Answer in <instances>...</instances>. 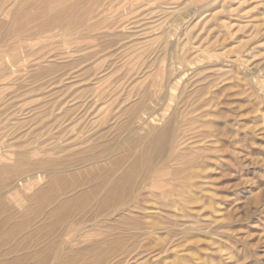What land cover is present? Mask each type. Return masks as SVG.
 Here are the masks:
<instances>
[{
	"label": "rangeland",
	"instance_id": "rangeland-1",
	"mask_svg": "<svg viewBox=\"0 0 264 264\" xmlns=\"http://www.w3.org/2000/svg\"><path fill=\"white\" fill-rule=\"evenodd\" d=\"M1 11L0 138L14 125L22 132L5 138L13 141L6 147L16 145L9 149L12 155L6 153L12 158L0 166H12L15 155L43 142L70 143V151L88 154L104 127L127 122L139 93L151 92L152 98L158 90L152 84L164 79L177 90L170 108L148 102L146 114L152 117L146 120L139 113L135 120L143 117L144 134L174 118L169 154L154 164L123 206L97 221L68 226L55 258H70L73 249L81 253L93 242L100 251L96 245L79 261L264 264V0H15ZM45 123L48 129L41 130Z\"/></svg>",
	"mask_w": 264,
	"mask_h": 264
},
{
	"label": "bare ground",
	"instance_id": "bare-ground-1",
	"mask_svg": "<svg viewBox=\"0 0 264 264\" xmlns=\"http://www.w3.org/2000/svg\"><path fill=\"white\" fill-rule=\"evenodd\" d=\"M14 1L13 0H0V9H3V8L5 9L8 6H11ZM17 1L19 2L20 0H17ZM20 7H22V9H23L26 6L25 7L20 6ZM32 7H34V6H32ZM32 7L28 6V8H32ZM85 8L83 9V11L85 10ZM13 10H14V8L12 10L10 9V11H13ZM15 10H17V9L15 8ZM2 12L3 11H1L0 13H2ZM13 12H15V11H13ZM28 12H29V10H28ZM58 12H59V10H58ZM25 13H27V12H25ZM63 13H64V10H60L58 15H62ZM82 14H83V12H82ZM52 15H53V12H52ZM78 16H80V15H78ZM86 17H87V14H86ZM23 19H25V17ZM72 19L73 18H71V20ZM75 19H74V21H75ZM82 19H85V18L83 17ZM71 20L68 19V21H71ZM21 24H22V22H21ZM57 24H54V26ZM15 26H16V24H15ZM31 26H29V27H31ZM79 26L80 25H77V27H79ZM69 27H70V25H68V28ZM51 29H53V28H51ZM85 29H86V27H85ZM13 31H15V30H13ZM84 34H85V32H84ZM86 34H87V32H86ZM88 37L89 36H85L83 38L85 40H87ZM144 39H146V38H144ZM76 41H79V39ZM71 45H76V44H71ZM91 49H92V47L90 48V50ZM125 49H126L125 47L122 48L123 51ZM19 51H20V49H19ZM72 52H74V51H72ZM82 52L83 51H81V53ZM77 53L79 54L80 52H75V54H77ZM119 53L120 52H118V54ZM27 54H28V52H27ZM69 54L71 56V53H69ZM20 56H19V58H20ZM24 56H26V55H24ZM63 56H65V55L63 54ZM78 56H81V55L79 54ZM82 56H83V54H82ZM9 57H10V55H9ZM83 58H85V57H83ZM8 60H9V58H8ZM14 60H15V58H14ZM75 60L76 59H74V61ZM9 61H11V60H9ZM15 62L16 61H14V63L13 62H9V63L15 64ZM168 72H170V71H168ZM160 73H163V72L160 71ZM10 74H12V73H10ZM159 76L161 78L162 74H160ZM12 77H13V75H12ZM172 78H173V76H172ZM95 81L96 80H94L93 82H95ZM147 82H148V80H147ZM170 83L171 82L169 80L167 81L165 79H164V81L160 80L159 82L153 83L152 87L153 88L156 87L158 90H156L155 92L152 93V98L150 97L151 92H143L142 94L139 93L138 94L139 95L138 101L137 102L135 101L136 103L134 102L135 105L132 106V108L129 107V110H128L129 117H128L127 122H125L124 125L118 126L120 124V122H119V124H117V125L115 124L117 127L115 126V128L113 127V129L112 128L108 129V128L104 127L105 130H103V132L101 130L102 133H97L98 134L97 137L95 136V138H96L95 141H97L98 143L93 145V142H92V145L90 147H88V152H89L88 154H87V151L81 152L78 154V151H81L82 149L70 151L69 149L71 148V145L68 141L67 142L69 143V145L65 144L66 146H63L61 143L59 146L54 145V144H53L54 146H52L51 144L45 145V142H43V143L39 144L38 147H36V148H28V150L26 151L27 153H23V154L18 153L17 155L14 154L16 157V161L12 166L11 165L7 166L4 163H3V165L0 166V264H50L49 262H50V259L52 257H54V259L52 258L53 261L51 264H64V263L65 264H93V263H96L95 261L93 262L91 259L89 260L88 258H87L88 260H85V259L81 260L82 257L80 258L81 262L79 261L80 255L85 254L83 252H88V251L92 250V248H94L97 245V243L92 244L93 242L89 243L88 245L86 244L87 246L81 250V253L77 252L76 250L73 249L72 250L73 252L72 253L70 252V254H72V256L70 258L69 257L55 258V256L57 255V249L59 247L58 243L62 244L60 242L59 238H60L61 234H63L65 232V229L68 226L73 225V227H74V224H85L88 221H93V219L96 220V219H98V216L100 217V216L108 213V210L109 211L112 210L115 206H119L123 203H126L125 201L126 200L128 201L135 194V192L138 189V186L141 183V181H143L146 177H148V175L150 174V173L148 174V171L152 170L154 164H157L156 163L157 161H161L162 158L165 156V154L170 150V147H171L170 142H172V144L174 142V141L169 140L170 135H171V137L173 135V134H171V132H172L171 128L173 127L172 125L175 122L174 118L168 119L166 121V123L162 126V128L160 130H158L157 132L156 131L151 132L152 130L151 131L147 130L146 133L140 134V131L144 130L143 129L144 127L142 128V126H145L144 123L142 122L143 121L142 118L147 117L146 118V120H147V119H149V117H152V116H147V114H146V109L148 108V102L152 103L151 105L159 106L162 109V107H169L170 108L169 103L176 101L175 100L176 97L174 96V94L177 90L175 89V86L171 87ZM8 85L9 84H7L5 87H8ZM95 85H97V84H95ZM1 87H3V86H1ZM184 87H182V89ZM124 88L122 87L121 91L119 90L121 92V94H122V89H124ZM133 91L136 92L135 89H133ZM179 91H181V90H179ZM115 92H117V91H115ZM126 92L128 93L127 90H126ZM184 92H186V91L184 90ZM125 94H123V95H125ZM185 95H187V94H185ZM126 97H127V95H126ZM11 98H13V97H11ZM64 98H66V97H64ZM129 98H131V97H129ZM134 98H135V96H134ZM134 98H133V100H134ZM67 99H69V98H67ZM177 99H179V98H177ZM91 100H92V98H91ZM117 101L120 102V100H118V99H117ZM158 101L161 104H159ZM177 101H179V100H177ZM7 102H8V100L6 101V103ZM63 102L64 101H62V104H63ZM78 102H80V101H78ZM87 102H85V103H87ZM81 103L84 104V101ZM89 103H90V101H89ZM56 104H57V102H56ZM126 104L124 106H126ZM176 104H177V102H176ZM37 105H39V104H37ZM95 105H96V103H95ZM129 105H127V106H129ZM178 105H179V103H178ZM2 106H3V104H2ZM11 106L12 105H10V107ZM13 106H14V104H13ZM87 106H88V103L86 104L85 107H87ZM181 106H183V104ZM57 107H55L56 110H58ZM85 107H84V111H85ZM30 108L32 109V107H30ZM96 108H98V107H96ZM112 108H113V110L115 109L114 107H112ZM116 108H118V106H116ZM169 108H167V110ZM181 108H183V107H181ZM56 110H54V111H56ZM113 110H111V111L113 112ZM121 110H123V109H121ZM173 110H176V109H173ZM1 111H3V110H1ZM24 111H25V109H24ZM74 111H76V110H74ZM82 111H81V113H82ZM92 111H93V109H92ZM115 112H117V111H115ZM120 112H122V111H120ZM124 112H122L123 115L126 114ZM164 112L166 113V111H164ZM28 113H29V111H28ZM81 113L80 114L78 113V115L80 116ZM96 113H93L92 116H94ZM118 113L119 112H117L115 114L117 115ZM139 113H141V115L144 114V116L142 115L143 117H141V118L138 117L139 119L137 121H135L137 119V115ZM9 114H12V113L9 112ZM145 114H146V116H145ZM175 114H176V112H175ZM31 116L29 115V117H31ZM58 116H59V114H58ZM98 116H97V119H98ZM116 117H118V115ZM13 118H15V117H13ZM26 118H28V117H26ZM51 119L53 121V118H51ZM78 119H81V118H78ZM97 119H92V120H97ZM112 119H114V118L112 117ZM55 120H56V118L54 119V122H55ZM88 120H89V118H88ZM122 120H125V119L122 118ZM122 120H120V121L122 122ZM15 121H17V120H15ZM46 121H47V119H46ZM70 121H71V119H70ZM79 121H81V120H79ZM103 121H104V118H103ZM109 121H110V118H109ZM150 121H151V118H150ZM144 122H145V120H144ZM75 123H76V121H75ZM48 124L49 123H47L46 125H43L44 127L41 130L48 129V127H49V126L47 127ZM64 124L66 125L65 122H64ZM72 124H70V125H72ZM83 124L84 125L86 124V126H87L88 123L83 122ZM109 124H110V122H109ZM113 124H114V121H113ZM145 124H146V127H149L150 125H152V124L149 125V123L148 124L145 123ZM61 125H62V122H61ZM80 125H81V123H80ZM101 125H103V124H101ZM33 126H32V128H33ZM95 128L93 127L92 131ZM77 129H80V128H77ZM77 129H75V130H77ZM2 130H4V129H2ZM41 130H39V131H41ZM62 130H64L63 127H62ZM62 130H58V131H62ZM24 131H26V130H24ZM21 132L22 131H20V128L16 127L14 125L11 128V131L10 130L8 131L7 135H6V133L2 134V136L3 135H5V136L0 138V141H1L0 142V162H3L4 160H8L10 158L9 154H11L12 152H10L9 149H11V147L13 148V146L16 145V144H14L11 146L9 144L6 147L5 145L9 141H12V140L10 138V139H8L9 141L8 140L5 141V138L8 136H11V137L15 136V138H16L19 134H21ZM35 132L36 131H34V133ZM55 132H56V130H55ZM86 132H88V131H86ZM70 133H71V131H70ZM74 133H76V132H74ZM28 134L29 133L23 135V138H24V136H26ZM67 134H68V132H67ZM58 135H60L59 132H58ZM32 136H33V134L30 135V138H32ZM66 136L67 135H65V137ZM70 136L73 137V135H70ZM93 136H94V134H93ZM51 137H52V135H51ZM109 137H111L110 140L108 139ZM52 138H51V141H52ZM80 138H81V140H83L82 137H80ZM85 138H86V136H85ZM49 139H45V141L47 140L49 142L50 141ZM66 139L68 140V138H66ZM78 139L79 138H77V140ZM90 139H92V141H93V138L90 137ZM13 140H15V139H13ZM38 140H40V139H38ZM101 140H103V141H101ZM105 140H107V141L105 142ZM99 141L104 142V143H99ZM18 144H20V143L18 142ZM80 144H79V146H81ZM3 145L5 146V148L2 150L3 147L1 148V146H3ZM77 145L78 144H76L75 146H77ZM73 146H72V148H73ZM47 147L48 148L51 147V149H48ZM83 148H85V150H86V147H83ZM172 148H174V147H172ZM56 150H57V152H55ZM4 153H5V155H4ZM6 153H9V154H6ZM168 154H169V152H168ZM37 156H40L41 158L36 160L35 162L33 161L34 160L33 159L31 162V159L33 157L36 158ZM29 157H31V158H29ZM11 158H12V156H11ZM158 164H160V163H158ZM149 172H151V171H149ZM42 181H44V183ZM41 182L43 183L42 185H40ZM121 206H123V205H121ZM123 219H124V217H123ZM75 231H77V230H75ZM76 233H78V231L75 232V234ZM71 236H69V237H71ZM66 237H67V235H66ZM104 240H106V238ZM100 241H103V239ZM62 242H64V241H62ZM70 242H72V241H70ZM98 246L99 245H97V250H99L98 248L100 247V246L99 247ZM68 247H69V245H68ZM62 252H63V250H62ZM88 254H91V253H88ZM98 254H96L95 256H97ZM85 256H87V255H85ZM98 256H99L98 258H100V256H102V255H98ZM96 259L97 258L94 257V260H96ZM97 261H99V260H97ZM99 263H100V261H99Z\"/></svg>",
	"mask_w": 264,
	"mask_h": 264
}]
</instances>
